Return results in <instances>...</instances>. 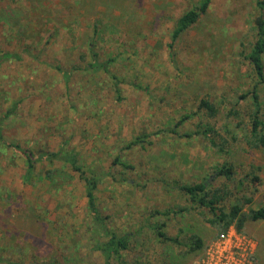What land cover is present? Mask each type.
Listing matches in <instances>:
<instances>
[{"label":"rangeland","instance_id":"obj_1","mask_svg":"<svg viewBox=\"0 0 264 264\" xmlns=\"http://www.w3.org/2000/svg\"><path fill=\"white\" fill-rule=\"evenodd\" d=\"M198 1L0 0V55H11L0 66V118L20 100L0 142V264H106L96 246L124 234L122 261L109 264H200L230 231L251 240L253 264H264V222L218 234L180 190L206 182L230 192L226 207L243 196L244 212L264 206V147L247 142L258 79L245 60L260 12L256 0H212L170 49L175 21ZM94 54L114 60L109 74L74 71L66 85L58 68H83ZM257 88L263 100L264 82ZM205 99L213 118L199 109ZM16 147L36 159L74 155L98 180L102 222L64 160L38 159L23 183ZM225 163L231 179L217 173ZM60 167L67 179L53 187L43 177ZM193 236L203 248L190 252Z\"/></svg>","mask_w":264,"mask_h":264},{"label":"trees","instance_id":"obj_2","mask_svg":"<svg viewBox=\"0 0 264 264\" xmlns=\"http://www.w3.org/2000/svg\"><path fill=\"white\" fill-rule=\"evenodd\" d=\"M11 2H16L20 0H8ZM212 0H199L198 3L189 11L181 15L174 23V28L171 32V43L169 48L172 49L173 44L177 39L193 25H195L200 18L208 11ZM256 6L259 9V17L256 19V38L252 45L250 46L249 52L245 55V60L252 69L253 73L258 79V82L254 85V88L251 92L252 99V115L249 122V136L248 144L252 147H264V98L263 100L259 99L257 85L264 82V0H256ZM11 55L2 54L0 55V66L8 59ZM114 60H107L106 62L100 63L98 60V55H93V62L80 67H73L71 70H58L60 71L61 77L64 79L66 85L70 84L72 74L74 71H103L109 74L108 66ZM115 79V76H112ZM115 90L120 94V89L118 86H115ZM250 92L248 93V95ZM246 95H241V99H244ZM120 95L118 96V99ZM20 100L13 101L12 106L7 110L3 117L0 118V142L3 141L2 136V127L3 120L5 121L10 119L12 116L16 115L18 110V105ZM199 109H204L207 115L211 118L217 115V109L213 103L208 100H201L199 104ZM186 119V118H184ZM180 121L177 125L181 124ZM173 131V130H172ZM202 133H213V129L207 128ZM188 135H185L187 137ZM212 144L216 145L214 140ZM141 142V139H137L131 145H137ZM4 143V142H3ZM6 145V144H5ZM11 146L10 144H7ZM20 153L24 156L25 161V172L22 176V181L25 184H31L35 175V168L38 159H60L64 160L66 164L73 170L77 172L79 176L85 182V196L87 199V209L90 214L94 217L96 222H102V218L98 216L96 197L95 193L97 191L98 180L91 173V171L83 170V167L79 164L78 159L72 154L61 155L59 153H42L38 156V159L34 158V154L29 149H21L16 147ZM222 151V148L219 149ZM124 167L127 168V165L124 164ZM218 175H223L227 179H231L233 175L232 166H228L226 163L223 164L220 169L217 171ZM65 169L60 167L59 169L48 170L45 173V178L51 186L58 185V179L65 180L67 177H64ZM256 179V178H255ZM180 190L189 198V201L192 205L203 208L206 214L209 216L207 222L216 228L217 233L225 232L230 226L234 225L238 232L243 231L245 224L250 222H264V206L257 209H250L248 212H244V206L251 204V199L243 196L242 199L236 200L235 203L226 207L225 202L230 197V192L227 189L222 188H211L205 182L197 184H186L180 187ZM184 211V210H183ZM217 234V235H218ZM160 236H163L160 234ZM130 239V234H124L121 237L116 235H109L106 242L98 244L97 250L101 252V255L104 257L105 263L109 264L112 256H116L118 260L121 259V251L128 249V242ZM169 241L175 242L176 239L167 238ZM192 246L189 247V251L192 252L197 249L203 248V242L199 237L193 236ZM122 261V260H120Z\"/></svg>","mask_w":264,"mask_h":264},{"label":"built area","instance_id":"obj_3","mask_svg":"<svg viewBox=\"0 0 264 264\" xmlns=\"http://www.w3.org/2000/svg\"><path fill=\"white\" fill-rule=\"evenodd\" d=\"M254 244L230 231L210 244L200 264H253Z\"/></svg>","mask_w":264,"mask_h":264}]
</instances>
